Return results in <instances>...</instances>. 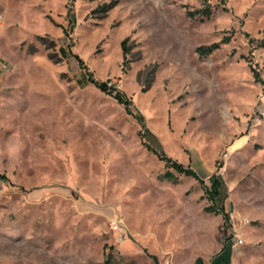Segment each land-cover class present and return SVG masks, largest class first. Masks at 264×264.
Masks as SVG:
<instances>
[{"label": "rangeland", "instance_id": "1", "mask_svg": "<svg viewBox=\"0 0 264 264\" xmlns=\"http://www.w3.org/2000/svg\"><path fill=\"white\" fill-rule=\"evenodd\" d=\"M262 40L264 0H0V264H264Z\"/></svg>", "mask_w": 264, "mask_h": 264}, {"label": "trees", "instance_id": "2", "mask_svg": "<svg viewBox=\"0 0 264 264\" xmlns=\"http://www.w3.org/2000/svg\"><path fill=\"white\" fill-rule=\"evenodd\" d=\"M204 12L209 13V10H204ZM191 15L194 14V12H189ZM228 36H225L221 39L222 42H226L228 41ZM262 43H264V40H262ZM219 43H213L211 45H199L196 48V51L200 54V55H205L209 52H211V50H213L214 48L218 47ZM92 81L95 82V84L100 87L102 90L109 92L111 94H113V96L121 102H125L128 103L129 100L127 99V96L124 94L123 91L119 90L118 88H116L113 85H108V80H104V81H98V80H94L92 79ZM167 164L175 167L178 171H181L183 173H185L186 175H190L195 177L196 179L199 180L200 183H204L203 179L197 175V173L191 168V167H185L183 166L181 163L172 160L171 158L165 156L164 157ZM171 174V172H166V176L168 177ZM210 180V186H204L206 189V193L207 195L210 197V199L212 200V204L210 206H207L206 209L208 210H218L219 212L222 213V217L224 219V221L226 222V220H228V213L226 211H224V209L222 208V206H216L214 205V202L216 203V199L219 197V193H220V188L222 185V180L220 178V176L212 174L209 177Z\"/></svg>", "mask_w": 264, "mask_h": 264}, {"label": "crops", "instance_id": "3", "mask_svg": "<svg viewBox=\"0 0 264 264\" xmlns=\"http://www.w3.org/2000/svg\"><path fill=\"white\" fill-rule=\"evenodd\" d=\"M233 246L232 243H225L210 259L198 255L188 264H232Z\"/></svg>", "mask_w": 264, "mask_h": 264}, {"label": "built area", "instance_id": "4", "mask_svg": "<svg viewBox=\"0 0 264 264\" xmlns=\"http://www.w3.org/2000/svg\"><path fill=\"white\" fill-rule=\"evenodd\" d=\"M108 85H113V86H115L116 87V85L115 84H113V83H109L108 82ZM112 227L114 228V229H119L118 227H119V225L117 224V222L116 221H113L112 222Z\"/></svg>", "mask_w": 264, "mask_h": 264}]
</instances>
